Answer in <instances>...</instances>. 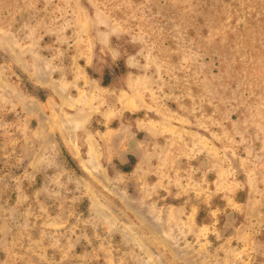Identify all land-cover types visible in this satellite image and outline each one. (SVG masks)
I'll return each mask as SVG.
<instances>
[{"label": "rangeland", "instance_id": "obj_1", "mask_svg": "<svg viewBox=\"0 0 264 264\" xmlns=\"http://www.w3.org/2000/svg\"><path fill=\"white\" fill-rule=\"evenodd\" d=\"M0 264H264V0H0Z\"/></svg>", "mask_w": 264, "mask_h": 264}, {"label": "trees", "instance_id": "obj_2", "mask_svg": "<svg viewBox=\"0 0 264 264\" xmlns=\"http://www.w3.org/2000/svg\"><path fill=\"white\" fill-rule=\"evenodd\" d=\"M103 85H106L105 81L102 82Z\"/></svg>", "mask_w": 264, "mask_h": 264}]
</instances>
